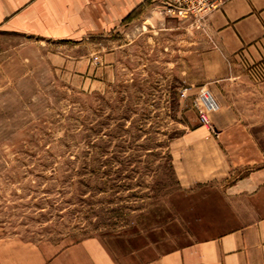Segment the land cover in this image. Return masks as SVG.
Masks as SVG:
<instances>
[{"label":"rangeland","instance_id":"rangeland-1","mask_svg":"<svg viewBox=\"0 0 264 264\" xmlns=\"http://www.w3.org/2000/svg\"><path fill=\"white\" fill-rule=\"evenodd\" d=\"M207 20L165 17L151 1L103 36H0V237L58 249L172 225L173 143L211 129L224 94L204 71ZM259 45L230 62L241 112L264 109V31Z\"/></svg>","mask_w":264,"mask_h":264},{"label":"crops","instance_id":"crops-1","mask_svg":"<svg viewBox=\"0 0 264 264\" xmlns=\"http://www.w3.org/2000/svg\"><path fill=\"white\" fill-rule=\"evenodd\" d=\"M151 1L0 0V36H103ZM207 27L215 33L207 41L215 46L203 54L204 71L221 75L224 94L209 116L211 129L187 130L173 143L178 188L172 225L105 240L88 237L58 249L0 237V264H264V109L236 108L230 64L237 55L260 50L264 0H229L208 16ZM214 60L217 69L207 71L206 62L207 68ZM258 90L255 99L264 106V83Z\"/></svg>","mask_w":264,"mask_h":264},{"label":"built area","instance_id":"built-area-1","mask_svg":"<svg viewBox=\"0 0 264 264\" xmlns=\"http://www.w3.org/2000/svg\"><path fill=\"white\" fill-rule=\"evenodd\" d=\"M227 1L229 0H153L163 16L189 21L193 25H205L207 17ZM206 94L209 95L206 91L202 92L200 97H206ZM204 105L207 108L205 103ZM201 120L207 122L205 116H201Z\"/></svg>","mask_w":264,"mask_h":264},{"label":"bare ground","instance_id":"bare-ground-1","mask_svg":"<svg viewBox=\"0 0 264 264\" xmlns=\"http://www.w3.org/2000/svg\"><path fill=\"white\" fill-rule=\"evenodd\" d=\"M201 99L206 104L208 109H214L216 107L215 101L210 94H206V97H201Z\"/></svg>","mask_w":264,"mask_h":264}]
</instances>
